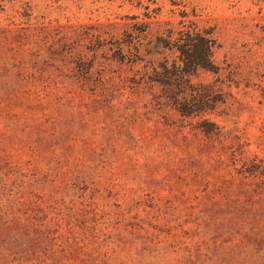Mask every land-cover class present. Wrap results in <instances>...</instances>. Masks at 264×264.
<instances>
[{
  "label": "rangeland",
  "instance_id": "rangeland-1",
  "mask_svg": "<svg viewBox=\"0 0 264 264\" xmlns=\"http://www.w3.org/2000/svg\"><path fill=\"white\" fill-rule=\"evenodd\" d=\"M0 264H264V0H0Z\"/></svg>",
  "mask_w": 264,
  "mask_h": 264
},
{
  "label": "trees",
  "instance_id": "trees-1",
  "mask_svg": "<svg viewBox=\"0 0 264 264\" xmlns=\"http://www.w3.org/2000/svg\"><path fill=\"white\" fill-rule=\"evenodd\" d=\"M203 59V58H202ZM197 64H198V62H197Z\"/></svg>",
  "mask_w": 264,
  "mask_h": 264
}]
</instances>
